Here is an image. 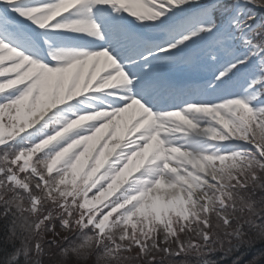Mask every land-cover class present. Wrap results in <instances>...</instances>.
Here are the masks:
<instances>
[{"label":"snow or ice","instance_id":"6c2138e0","mask_svg":"<svg viewBox=\"0 0 264 264\" xmlns=\"http://www.w3.org/2000/svg\"><path fill=\"white\" fill-rule=\"evenodd\" d=\"M0 233V264H261L264 0H0Z\"/></svg>","mask_w":264,"mask_h":264},{"label":"trees","instance_id":"16d2710c","mask_svg":"<svg viewBox=\"0 0 264 264\" xmlns=\"http://www.w3.org/2000/svg\"><path fill=\"white\" fill-rule=\"evenodd\" d=\"M0 237H2V233H0ZM259 247H260V245H257V248H259ZM250 256H251V253L249 254V257H246L245 259L250 258ZM224 264H229V262L225 261ZM261 264H264V259L261 260Z\"/></svg>","mask_w":264,"mask_h":264}]
</instances>
